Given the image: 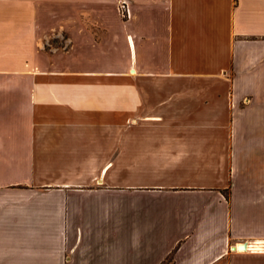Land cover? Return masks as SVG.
Returning a JSON list of instances; mask_svg holds the SVG:
<instances>
[{"label":"crops","instance_id":"obj_1","mask_svg":"<svg viewBox=\"0 0 264 264\" xmlns=\"http://www.w3.org/2000/svg\"><path fill=\"white\" fill-rule=\"evenodd\" d=\"M254 241L264 0H0V264H264Z\"/></svg>","mask_w":264,"mask_h":264},{"label":"built area","instance_id":"obj_2","mask_svg":"<svg viewBox=\"0 0 264 264\" xmlns=\"http://www.w3.org/2000/svg\"><path fill=\"white\" fill-rule=\"evenodd\" d=\"M119 11H120V15L123 18L129 17L128 4L126 1L120 2ZM247 251H250L253 253H257V252L264 253V241H254L250 243L247 247Z\"/></svg>","mask_w":264,"mask_h":264},{"label":"water","instance_id":"obj_3","mask_svg":"<svg viewBox=\"0 0 264 264\" xmlns=\"http://www.w3.org/2000/svg\"><path fill=\"white\" fill-rule=\"evenodd\" d=\"M244 246H241V248H243Z\"/></svg>","mask_w":264,"mask_h":264},{"label":"rangeland","instance_id":"obj_4","mask_svg":"<svg viewBox=\"0 0 264 264\" xmlns=\"http://www.w3.org/2000/svg\"><path fill=\"white\" fill-rule=\"evenodd\" d=\"M125 19V18H124Z\"/></svg>","mask_w":264,"mask_h":264}]
</instances>
